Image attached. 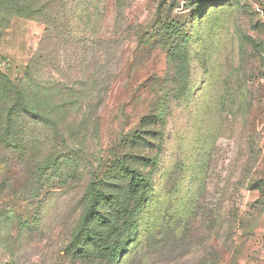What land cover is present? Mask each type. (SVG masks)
I'll return each instance as SVG.
<instances>
[{
  "label": "rangeland",
  "instance_id": "374dc122",
  "mask_svg": "<svg viewBox=\"0 0 264 264\" xmlns=\"http://www.w3.org/2000/svg\"><path fill=\"white\" fill-rule=\"evenodd\" d=\"M207 5L124 0L118 15L116 0H102L96 35L112 43L82 44L63 29L29 72L46 25L5 22L10 11L2 9L0 70L25 84L42 114L8 120L13 102L0 95V264H109L67 253L86 184L118 159L160 150L142 120L185 82L172 68L166 31L174 22L189 29L193 12L203 20L194 26L201 35L191 96L176 99L158 127L171 144L157 169V213L180 212L172 221L180 231L157 220L145 232L152 242L121 264H264V0ZM105 80L108 96L99 93ZM142 130L146 141L134 142ZM48 163L55 166L42 176Z\"/></svg>",
  "mask_w": 264,
  "mask_h": 264
},
{
  "label": "trees",
  "instance_id": "16d2710c",
  "mask_svg": "<svg viewBox=\"0 0 264 264\" xmlns=\"http://www.w3.org/2000/svg\"><path fill=\"white\" fill-rule=\"evenodd\" d=\"M1 1L0 12L4 7L10 11L9 15L5 17V22L12 16H22L46 25L39 49L34 55L31 65L27 68L28 72L43 60L45 52L52 43L64 38L63 33H60L63 29H66L70 36L82 44H86L92 38L100 40L96 34L101 30L102 0H12L5 5L7 0ZM185 1L192 10L200 4L210 8L212 5L207 4L216 2V0ZM116 2L117 14L121 15L124 0H116ZM196 14L193 12L191 15L189 29L186 30L184 26L174 22L169 25L166 31L169 35L168 38H172L168 50L174 65L172 68L176 69L177 73L186 74L184 84L179 90L176 88L172 90V93L170 91V94H166L164 103H159V109L142 120V127L149 128L145 132L158 139V149L160 150L156 155L130 154L118 159L102 177L95 176L86 184L80 222L75 230L74 238L67 248V253L72 258L98 259L109 264H121L124 261L128 262L138 253L140 248L137 246L138 244L143 250L146 243L152 242V237H150L152 235H145V232L151 231L157 220L167 224L170 234L180 231L178 226L172 224L180 212L172 215L171 212L169 213L170 210H167L164 214L161 213L162 216L157 213V206L162 203L161 196L157 193V175L159 173L157 169H160L162 155L169 152L171 144L169 135L165 134V130L158 131V127L165 126L166 117L169 116L176 99L182 100L191 96V75L193 76L192 68L197 54L194 44L200 41L201 35L194 26L203 20V17L200 18ZM3 22L4 17L0 15V31L3 28ZM100 42L110 44L113 40H100ZM6 60V57L0 58L2 62ZM6 65L9 66L10 63H6ZM110 84L107 80L103 81L99 93H105V96H108ZM0 95L3 96L5 102H13L7 114L8 120H11L15 114L24 119L39 120L42 112L39 109L38 99L29 93L20 79L13 82L9 75L1 70ZM226 96L229 97L226 98ZM231 97L232 95L227 89L222 98L227 101ZM224 105L219 100L218 107L221 108ZM52 116L53 113L49 114V117ZM142 132L144 131L137 132L134 142L146 141ZM138 164L148 166L151 170H142L137 167ZM74 165L75 163L72 161L66 163V167L71 168ZM54 166L48 163L43 168L42 176H48ZM206 166L204 158V173ZM69 176V172L65 176L60 175V182L67 180ZM141 230H143L142 234ZM141 236H143L142 240Z\"/></svg>",
  "mask_w": 264,
  "mask_h": 264
},
{
  "label": "built area",
  "instance_id": "2783aa9c",
  "mask_svg": "<svg viewBox=\"0 0 264 264\" xmlns=\"http://www.w3.org/2000/svg\"><path fill=\"white\" fill-rule=\"evenodd\" d=\"M257 11H258V12H262V10H261L259 7H257Z\"/></svg>",
  "mask_w": 264,
  "mask_h": 264
}]
</instances>
